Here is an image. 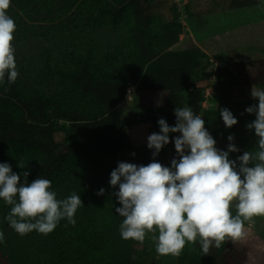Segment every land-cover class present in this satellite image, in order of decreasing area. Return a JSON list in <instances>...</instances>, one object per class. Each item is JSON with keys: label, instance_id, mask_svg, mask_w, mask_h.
Wrapping results in <instances>:
<instances>
[{"label": "trees", "instance_id": "1", "mask_svg": "<svg viewBox=\"0 0 264 264\" xmlns=\"http://www.w3.org/2000/svg\"><path fill=\"white\" fill-rule=\"evenodd\" d=\"M256 2L234 4L242 7ZM152 11L149 0H11L7 14L16 25L12 44L27 30L25 17L32 15L51 21L49 28L59 34L69 27L96 24L118 27L126 34L121 47L105 53L92 48L66 53L62 65L51 64L49 55L30 69L16 62L15 83L0 85V163L11 164L17 173L29 171V183L38 177L50 180V190L64 189L62 199L75 191L84 204L75 214V225L61 220L53 232L43 235L49 238L52 252L42 264H141L136 256L138 251H147L146 240H122V218L115 212L120 205L112 195L118 188L109 184L118 161L152 162L150 149L135 141L129 119L117 110L131 87L150 132L160 131V118L174 126L176 107H191L219 142L238 134L237 124L230 129L224 126L220 110L227 108L235 117V91L264 84V59L209 67L198 52L172 50L183 32L175 8L166 19ZM63 16L67 23H54ZM212 77L219 106L203 108ZM18 163L26 168H18ZM101 188L105 194L98 196ZM9 211L0 199V231L5 237L0 243V264H16L4 253L15 233L5 219ZM107 229L116 236L113 243L105 238ZM247 252L239 241L212 247L207 255L201 253L199 244H186L177 261L246 264ZM147 258L148 264H155Z\"/></svg>", "mask_w": 264, "mask_h": 264}, {"label": "clouds", "instance_id": "2", "mask_svg": "<svg viewBox=\"0 0 264 264\" xmlns=\"http://www.w3.org/2000/svg\"><path fill=\"white\" fill-rule=\"evenodd\" d=\"M10 3L0 0V85L14 84L19 75L12 44L16 25L7 14ZM250 94L258 104L245 109L255 115L246 129L254 131L257 139L252 150L235 159L230 154L240 149L234 135L227 137V150L219 149L201 115L191 107H176L175 125L160 118V131L147 136L152 162H117L109 184L118 188L112 195L120 205L115 212L122 218L123 240L142 243L150 234L158 256L179 257L186 244H199L201 253L207 255L212 247L243 240L245 224L264 217V88L253 85ZM220 116L226 128L238 123L227 108L220 110ZM172 133L178 135L170 140ZM170 142L175 157L170 166H164L156 157ZM17 167L26 168L20 163ZM29 175L27 170L17 173L11 164L0 163V199L10 207L5 217L8 225L20 236L33 231L47 235L61 220L75 225V214L84 205L80 195L74 191L57 199L50 180L38 177L29 183ZM104 194V188L97 192ZM4 240L0 231V243Z\"/></svg>", "mask_w": 264, "mask_h": 264}, {"label": "rangeland", "instance_id": "3", "mask_svg": "<svg viewBox=\"0 0 264 264\" xmlns=\"http://www.w3.org/2000/svg\"><path fill=\"white\" fill-rule=\"evenodd\" d=\"M153 5L156 17L166 19L175 8L178 22L183 27L179 41L171 48L176 51H192L200 53L202 61L209 67L225 66L235 61L264 59V0H257L256 4L237 7L234 1L238 0H149ZM70 15L66 16L69 17ZM66 17H57L54 23L63 21ZM27 30L19 35L15 49V59L26 68L40 64L49 55L51 64L62 65L63 55L66 53L83 52L92 48L97 52L112 51L116 46H122L126 34L121 28L106 25H90L87 28L70 29L63 33H55L50 27L51 21H44L38 16L25 17ZM18 36V35H17ZM214 78H210V85L204 92L203 108L216 109L219 106L218 93L213 87ZM264 88V84L256 85ZM252 86H244L235 91L237 104L235 118L238 120V134L234 143L240 149L239 153L230 154L231 159L242 155L244 151L252 150L256 142L254 131L249 132L246 124L255 119L254 114H248L245 109L258 100L251 97ZM134 87L128 90L124 101L117 107L123 118L129 119L131 132L137 143L147 145L149 131L147 124L142 122L138 109L137 98L133 94ZM171 138L178 135L172 133ZM170 138V140H171ZM229 141H219L216 147L227 150ZM152 157V151H148ZM175 157L174 143L166 145L156 160L164 166H170ZM143 162L140 160L138 164ZM57 199H62L63 188H54ZM233 209V213H234ZM255 223L245 224L247 233L239 243L246 245V264H264V217H255ZM67 223V220H63ZM33 231L24 236L16 232L11 237L8 247L4 248L9 259L16 264H42L52 252L48 246L49 238L37 237ZM106 240L113 243L116 239L114 233L106 230ZM63 240V239H59ZM123 240V239H122ZM147 251H138L137 259L141 264H148L149 258L155 264H179L177 257L158 256L151 235H146Z\"/></svg>", "mask_w": 264, "mask_h": 264}]
</instances>
